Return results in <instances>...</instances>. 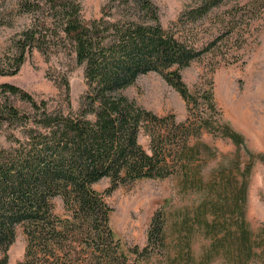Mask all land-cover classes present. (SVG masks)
I'll list each match as a JSON object with an SVG mask.
<instances>
[{
    "label": "trees",
    "instance_id": "1",
    "mask_svg": "<svg viewBox=\"0 0 264 264\" xmlns=\"http://www.w3.org/2000/svg\"><path fill=\"white\" fill-rule=\"evenodd\" d=\"M22 6L43 19L16 35L0 58V75L17 73L32 48L45 54L59 39L84 66L87 89L78 111L63 112L18 84H0L2 94L18 95L31 109L0 99V124L19 125L23 132L15 145L0 148V264H7L19 226L26 244L17 264H138L163 245L164 212L152 213L142 247L123 249L105 195L119 184L170 175L187 140L215 125L220 109L211 82L190 87L181 70L205 55H219L217 65L238 60L264 0H195L167 27L152 0H109L99 16L86 20L78 0H24ZM201 19L210 21L208 37H199ZM149 71L180 93L184 121L158 115L123 92ZM60 80L69 102V79L62 74ZM141 132L150 151L139 142ZM104 178L109 184L99 191L94 184ZM56 196L65 209L61 215Z\"/></svg>",
    "mask_w": 264,
    "mask_h": 264
},
{
    "label": "rangeland",
    "instance_id": "2",
    "mask_svg": "<svg viewBox=\"0 0 264 264\" xmlns=\"http://www.w3.org/2000/svg\"><path fill=\"white\" fill-rule=\"evenodd\" d=\"M22 1L0 0V58L17 34L42 18L25 11ZM78 1L86 20L99 16L109 0ZM194 1L152 0L165 27ZM197 23L199 37H208L210 21ZM248 32L238 60L217 65L219 55H205L181 70L190 87L200 80L211 82L220 109L215 125L187 140L170 175L119 184L105 195L112 207L109 221L123 249L142 247L152 213L164 212L163 245L138 264H264V12ZM62 74L69 79V102L60 83ZM3 82L18 84L37 101L45 100L50 110L63 112L78 111L87 89L84 66L59 39L51 41L45 54L32 48L17 73L0 75ZM123 92L158 115L185 120L187 107L180 93L154 71L140 74ZM5 96L22 111L31 110L18 95L0 91V99ZM226 129L239 137H230ZM21 134L19 125L0 124V148L15 145ZM139 135L142 147L150 151L148 135ZM108 184L104 178L94 187L103 191ZM53 202L55 212L63 214L62 198L56 196ZM15 238L7 249V264L23 257L22 226Z\"/></svg>",
    "mask_w": 264,
    "mask_h": 264
}]
</instances>
